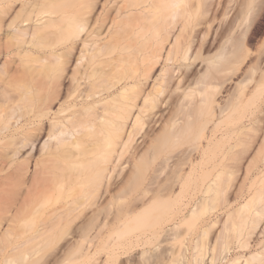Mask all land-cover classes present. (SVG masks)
Segmentation results:
<instances>
[{"label": "bare ground", "instance_id": "obj_1", "mask_svg": "<svg viewBox=\"0 0 264 264\" xmlns=\"http://www.w3.org/2000/svg\"><path fill=\"white\" fill-rule=\"evenodd\" d=\"M98 5L0 0V264H96L99 243L114 264L163 235L178 264L191 227L194 264L214 263L221 237L231 250L230 213L207 214L206 196L253 168L264 180V48L249 50L264 0ZM61 93L60 119L45 121ZM31 111L39 126L19 131ZM44 135L41 157L19 161ZM255 195L264 187L239 208Z\"/></svg>", "mask_w": 264, "mask_h": 264}, {"label": "rangeland", "instance_id": "obj_2", "mask_svg": "<svg viewBox=\"0 0 264 264\" xmlns=\"http://www.w3.org/2000/svg\"><path fill=\"white\" fill-rule=\"evenodd\" d=\"M99 2L100 5L96 6L97 12L102 11V13H104V4L105 2L107 4L108 0H99ZM19 7L20 2L16 4V9ZM8 16L9 15L6 17ZM102 37L104 38V35ZM263 39L264 33L255 35V37L251 40L249 47L251 56L256 57L259 50L264 48V42H262ZM73 53H75V51H73ZM2 60L0 61V66L2 65ZM246 63H248L247 60L242 66L243 70L248 69L247 65L250 62L248 64ZM74 64L75 61L73 62L71 68L68 69L69 73L73 70ZM95 64L97 63L95 62ZM244 75L245 73L240 71L239 76L235 78L236 81ZM234 86L235 84L231 85L229 91H232ZM258 100L259 98H257L256 101ZM68 101L69 98L66 97L65 93H61V95L58 97V100L52 104L49 115L44 117L45 121L49 122L60 119V116L57 118V113H60L59 110L61 107H65L68 104ZM254 106L255 104L251 105L249 108H254ZM261 107L264 108V102L262 103ZM258 113L264 115V111ZM32 115L33 112L31 111L28 112L23 118H20V120L16 123V126L19 127V131L25 132L31 130L34 132L33 128L39 126L37 118ZM34 121L36 122L34 123ZM45 128L48 129V124L46 123L42 125V130H37L36 132L43 133ZM261 139L262 135L255 141L252 154H254L255 150L260 145ZM44 140H46V135H44L40 141L36 142L33 148L26 146L24 149H22L17 155L18 160L26 161L28 158L32 161L34 159L40 158V149ZM0 144H2V141ZM8 150L10 151L11 148ZM9 151H2L0 154L5 155ZM28 151L29 153L27 154ZM256 169L257 168H253L245 179H243V176H238L234 180L232 179L230 181L232 184L229 183L224 196H217L214 200L211 199L212 197L209 195L206 196L207 214L210 213L213 215V217L218 215L219 220L223 222L227 214L230 213V223L227 234L230 236L231 242L229 243V246H231V250L227 254L225 253L226 251L221 247V237L214 248L216 261L214 263H210L209 259L211 254L207 253L204 258L206 260L204 264H264V198L261 201L260 199L256 198L255 195V198L253 199L254 201H252V205L250 207L239 208L250 196L255 194L258 189L264 187V180H262V177L256 173ZM105 216L106 210L104 209V219ZM108 229L109 228L107 226L104 227V235L108 232ZM219 231H221V234H223L222 224H218L212 229L210 238L213 236L216 238V235ZM198 233L199 228L197 227H191L188 230V233L185 235L186 238L184 241V247L181 249L185 257L180 256V261L178 264H194V242L197 239ZM243 242L247 244L242 246ZM103 245L102 243L98 244V247L100 248V254L95 256L98 257L96 264H106L104 261H106L107 255L106 249L103 248ZM76 246L77 244H74V247ZM170 248L171 245L169 239L166 238V235H163L157 239L140 243L137 247H125V249H120V254L118 255L119 258L114 264H127L129 261L133 264H173V260H171L170 256Z\"/></svg>", "mask_w": 264, "mask_h": 264}]
</instances>
